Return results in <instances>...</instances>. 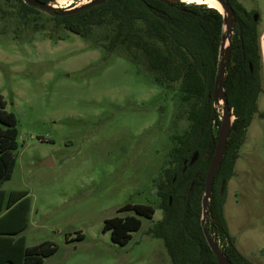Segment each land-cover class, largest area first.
Segmentation results:
<instances>
[{
  "label": "rangeland",
  "instance_id": "374dc122",
  "mask_svg": "<svg viewBox=\"0 0 264 264\" xmlns=\"http://www.w3.org/2000/svg\"><path fill=\"white\" fill-rule=\"evenodd\" d=\"M238 1L258 14L262 31L264 0ZM19 6L0 0V94L18 132L15 164L1 189L27 191L26 246H57L43 264H171L163 239L149 228L163 214L157 185L190 125L179 83L161 85L143 59L95 45L103 30L84 39L46 11L23 18ZM258 106L264 111L262 96ZM46 159L52 163L41 165ZM235 163L225 219L237 247L264 260V112L254 115ZM126 204L154 212L138 216L140 228L120 245L102 228L107 218L135 215Z\"/></svg>",
  "mask_w": 264,
  "mask_h": 264
},
{
  "label": "trees",
  "instance_id": "16d2710c",
  "mask_svg": "<svg viewBox=\"0 0 264 264\" xmlns=\"http://www.w3.org/2000/svg\"><path fill=\"white\" fill-rule=\"evenodd\" d=\"M16 1L23 18L43 11L23 0ZM226 1L235 15V25L223 86L234 119L225 154L212 182L205 227L233 264H256L236 247L225 219L224 202L226 184L234 175V164L248 126L256 113L263 115L257 105L263 91L259 17L254 20L255 11H247L238 0ZM46 12L57 25L84 39L95 29L103 30L95 45L106 51L125 49L133 61L143 59L154 73V80L161 85L179 83L181 100L189 103L190 125L177 136L171 165L164 168V180L157 185L163 214L150 226L149 233L163 239L171 264H218L201 226V197L220 123V114L212 99L221 60L223 17L220 11L204 3L106 0L71 14ZM5 107L6 101L0 94V212L5 210L0 215V264H43L44 258L54 254L57 246L48 240L26 246L21 232L27 226L30 208L27 191L6 193L1 189L2 183L11 177L14 151L18 147L17 118ZM195 151L198 158L189 165ZM123 209H132L135 215L107 218L102 228L103 232L110 231L111 240L120 245L140 228L138 216L150 218L154 212L146 204H126ZM82 237V233L76 235L77 239Z\"/></svg>",
  "mask_w": 264,
  "mask_h": 264
},
{
  "label": "water",
  "instance_id": "95a60500",
  "mask_svg": "<svg viewBox=\"0 0 264 264\" xmlns=\"http://www.w3.org/2000/svg\"><path fill=\"white\" fill-rule=\"evenodd\" d=\"M26 4L35 6L40 10L43 11H52L58 15H65L78 12L82 9L90 7L92 5L103 3L106 0H88L82 4L68 6L64 8H59L54 6L52 2H42L39 0H23ZM165 2H186V0H163ZM217 2L221 10L220 13L223 17V34L221 35V42H220V57L221 60L218 65L217 74L214 79V87L212 91V99L214 102V108L220 114V123L217 129L216 140L214 145L213 153L210 157L205 177H204V190L201 197V208H202V215H201V226L206 237L207 243L212 250V252L216 256V260L218 264H233L229 259L225 257L222 250L219 247V243L217 242L216 237H210L206 231L205 227V218L208 211V205L211 198V189H212V182L214 179V175L220 165V162L225 154L226 150V142L230 134L231 124L234 119L232 115V111L229 107V103L227 100L226 92L224 90V80L227 71V66L230 57V40L232 29L235 25V15L229 3L226 0H214ZM188 3V2H187ZM215 8V7H214ZM258 14L253 13V19L257 20ZM251 69V66H250ZM221 104V110L217 109V104ZM198 158V152L195 151L190 157L189 165L193 164L196 159ZM52 162L51 160H43L41 165H50Z\"/></svg>",
  "mask_w": 264,
  "mask_h": 264
},
{
  "label": "crops",
  "instance_id": "0c3cea01",
  "mask_svg": "<svg viewBox=\"0 0 264 264\" xmlns=\"http://www.w3.org/2000/svg\"><path fill=\"white\" fill-rule=\"evenodd\" d=\"M259 34H260V37H259V42H260V48H261V56H262V62H263V68H264V28L263 30H259ZM264 71V69H263ZM262 87H263V91L259 94V96H262V100L264 101V72H263V79H262ZM259 96H258V99H259ZM258 99H257V105H258ZM258 109H259V106H258ZM260 110V109H259ZM261 111V110H260ZM261 112H264V111H261ZM238 160V158H237ZM236 164V163H235ZM235 173V172H234ZM5 212L4 209H2V211L0 212V215L3 214ZM235 243H236V239H235ZM236 247H237V244H236ZM238 248V247H237ZM238 250L244 254L246 257H248L250 260H252L253 262H255L256 264H259L257 263L256 261H260V262H263L264 260H262L260 257L257 258V256L254 254V251H248L247 253L243 252L242 250H240L238 248ZM252 256V257H249V255Z\"/></svg>",
  "mask_w": 264,
  "mask_h": 264
},
{
  "label": "bare ground",
  "instance_id": "6f19581e",
  "mask_svg": "<svg viewBox=\"0 0 264 264\" xmlns=\"http://www.w3.org/2000/svg\"><path fill=\"white\" fill-rule=\"evenodd\" d=\"M59 2L61 3H65L66 0H58ZM186 2L188 3H204L210 7H215V8H218L219 10H221V7L220 5L215 2L214 0H186ZM66 6H70L71 4H65Z\"/></svg>",
  "mask_w": 264,
  "mask_h": 264
}]
</instances>
